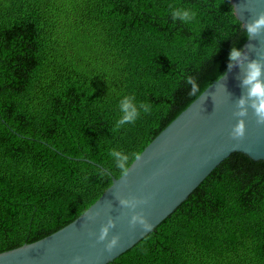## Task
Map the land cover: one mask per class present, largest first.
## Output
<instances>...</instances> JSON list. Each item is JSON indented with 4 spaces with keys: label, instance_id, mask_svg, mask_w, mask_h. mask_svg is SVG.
Segmentation results:
<instances>
[{
    "label": "trees",
    "instance_id": "16d2710c",
    "mask_svg": "<svg viewBox=\"0 0 264 264\" xmlns=\"http://www.w3.org/2000/svg\"><path fill=\"white\" fill-rule=\"evenodd\" d=\"M246 40L231 0H0V253L79 217L121 176L110 151L130 165ZM124 95L151 110L117 127ZM108 264H264V161L232 153Z\"/></svg>",
    "mask_w": 264,
    "mask_h": 264
},
{
    "label": "water",
    "instance_id": "95a60500",
    "mask_svg": "<svg viewBox=\"0 0 264 264\" xmlns=\"http://www.w3.org/2000/svg\"><path fill=\"white\" fill-rule=\"evenodd\" d=\"M235 15L244 25L264 14V0H231ZM240 51L243 62L229 67L190 105L164 128L129 165L128 174L113 179L111 185L74 221L58 231L29 244L0 253V264H71L79 256L80 264H108L125 253L167 218L201 182L232 153H242L255 161H264V124L257 122L249 108L244 120V135L233 139L231 131L239 100L245 95L242 80L247 63H264V31L246 40ZM148 199L136 211H142L153 227L142 232L132 228V212L118 206L117 198ZM99 213L94 223L84 217ZM108 216L115 221L109 233L120 238L112 254L105 242H96Z\"/></svg>",
    "mask_w": 264,
    "mask_h": 264
},
{
    "label": "clouds",
    "instance_id": "9594fccd",
    "mask_svg": "<svg viewBox=\"0 0 264 264\" xmlns=\"http://www.w3.org/2000/svg\"><path fill=\"white\" fill-rule=\"evenodd\" d=\"M196 12L186 7H175L171 10V18L173 21H180L184 24H188L194 20ZM244 31L248 39H252L255 36L260 35L264 31V14L259 15L258 18L252 22L244 25ZM230 61L229 67L234 64H240L243 62V53L235 45L231 48L228 57ZM187 83L191 86V93L195 94L198 91V84L191 77L187 79ZM242 86L245 89V95L239 100L237 105V111L235 116L238 119L237 123L231 131L233 139L242 138L244 135V120L242 119L248 113L249 108L253 110L257 117L259 124H264V63L259 60H252L247 63L244 78L242 80ZM119 118L116 121V126L121 127L124 125H133L142 114H147L151 110V105L147 102L137 101L134 95H124L120 98L118 103ZM110 158L116 169L119 170L121 178L125 177L129 172L130 154L113 148L110 153ZM140 157H137V160ZM118 206L123 209H129L132 215L129 219V225L132 228L139 226L142 232L150 231L153 227L152 223L145 218L142 211H136L138 208L146 205L148 199H138L135 197L130 198H117ZM91 208H89L84 217H87L89 223H94L99 213L88 215ZM115 221L111 216H108L106 223L102 224L99 230V234L89 232V236H95L96 242H105L104 248L108 254H112L118 249L120 238L117 235L111 236L109 233L115 228ZM81 258L75 256L72 258L71 264H80Z\"/></svg>",
    "mask_w": 264,
    "mask_h": 264
}]
</instances>
